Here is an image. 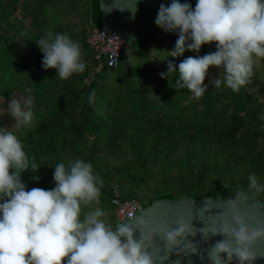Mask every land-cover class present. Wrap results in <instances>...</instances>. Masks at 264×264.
I'll use <instances>...</instances> for the list:
<instances>
[{
    "label": "trees",
    "instance_id": "1",
    "mask_svg": "<svg viewBox=\"0 0 264 264\" xmlns=\"http://www.w3.org/2000/svg\"><path fill=\"white\" fill-rule=\"evenodd\" d=\"M93 26H100L96 0H0V101L24 96L25 88L34 97L32 126L11 129L30 162L41 164L39 181L22 173L27 189L53 188V168L76 158L104 181L105 211L115 194L147 205L161 196L233 197L248 190L253 173L264 184V58L238 93L209 85L196 99L175 88L178 73L160 76L170 53L152 37L134 47L132 62L123 49L110 68L86 42ZM49 29L80 44L84 72L61 80L43 69L35 40ZM211 51L214 44L186 50L175 63ZM216 75L211 68L204 83ZM0 126H7L2 116ZM257 196L264 201V192Z\"/></svg>",
    "mask_w": 264,
    "mask_h": 264
},
{
    "label": "clouds",
    "instance_id": "2",
    "mask_svg": "<svg viewBox=\"0 0 264 264\" xmlns=\"http://www.w3.org/2000/svg\"><path fill=\"white\" fill-rule=\"evenodd\" d=\"M131 11H136V0ZM154 23L178 37L168 51L167 71L160 76L178 73L175 88L187 89L196 99L209 85L219 88L223 84L238 93L251 82L254 64L264 58V0H196L194 8L187 0H171L159 5ZM20 35L32 38L23 32ZM35 43L43 53L44 70L55 69L61 80L84 72L81 46L68 35L49 29ZM212 44L215 51L175 63L186 50L199 53L203 45ZM211 68L217 75L205 84ZM94 97L95 93L90 94V103ZM33 102L31 88H25L20 98L0 101V116L13 121L11 126H0V264H164L173 252L199 256L207 264H255L262 256L256 248L264 244V219L252 220L246 211L252 196L264 192V184L254 173L248 176L247 191L238 190L222 201L226 208L212 207L206 201L195 217L201 227L193 223L191 206L189 215L171 222L164 219L149 224L140 215L113 228L100 207L104 181L81 158L53 168V188L27 189L22 173L27 170L39 181L35 173L41 164L34 158L30 162L11 129L32 126ZM259 207L264 209V204ZM212 208L220 211L205 217ZM216 236L221 239L209 243ZM154 247L159 255H153Z\"/></svg>",
    "mask_w": 264,
    "mask_h": 264
},
{
    "label": "water",
    "instance_id": "3",
    "mask_svg": "<svg viewBox=\"0 0 264 264\" xmlns=\"http://www.w3.org/2000/svg\"><path fill=\"white\" fill-rule=\"evenodd\" d=\"M134 2L135 0H96L99 25L107 29L115 30L127 46L137 47L141 41L150 36L160 45L166 47L168 51L172 50L178 38L177 33L164 32L154 23L159 5L161 3L167 5L171 0H136V11L133 13L131 10H134ZM180 2L184 3L186 0H180ZM187 2L193 8L195 7L196 0H187ZM120 7L124 8V10H121ZM228 197L231 198L225 194L206 197L185 196L182 198L161 196L152 200L135 216H145L149 224L164 219L171 222L180 216L189 215L191 206H193V223L196 227H201L203 226L202 222L195 217L198 215V210L204 207L206 201L212 207L224 209L226 205L222 201ZM259 204H264V201L257 195L252 196V199L249 201L250 206L246 209L250 219H264V209H261ZM216 208H212L210 212L205 213V217L209 214L218 213L220 210ZM205 217L201 216V219H205ZM126 219L129 218H125L122 221ZM199 239L200 237L197 235L196 240ZM219 239L221 237L216 236L209 243H214L215 240ZM154 241L158 246L163 247L158 237H154ZM201 247H206V245L201 244ZM256 251L262 256L257 257L255 264H264V244L257 247ZM152 252L153 255H159L158 248L154 247ZM176 260H179L180 264H207V260H201L199 256H177L175 252L169 254L164 264H174Z\"/></svg>",
    "mask_w": 264,
    "mask_h": 264
},
{
    "label": "built area",
    "instance_id": "4",
    "mask_svg": "<svg viewBox=\"0 0 264 264\" xmlns=\"http://www.w3.org/2000/svg\"><path fill=\"white\" fill-rule=\"evenodd\" d=\"M86 42L95 58L103 59L110 68L118 67L121 52L126 44L115 30L93 26L86 33ZM111 205L116 221L121 222L125 218L135 216L144 208L145 203L136 198L123 199L115 194L111 199Z\"/></svg>",
    "mask_w": 264,
    "mask_h": 264
},
{
    "label": "rangeland",
    "instance_id": "5",
    "mask_svg": "<svg viewBox=\"0 0 264 264\" xmlns=\"http://www.w3.org/2000/svg\"><path fill=\"white\" fill-rule=\"evenodd\" d=\"M133 49H134V47L126 46L123 50V53L127 56V61H129V62L130 61L132 62L134 60V58H132ZM156 50H158L159 52L161 51V50H159V46H157ZM0 106H2V105H0ZM3 106L6 107L7 105L4 104ZM2 118L6 122L7 126H11V124L13 123V121L7 115H3ZM113 211H114L113 206L110 203H108L107 210H106V212L108 214L107 218H106V222L109 223L112 227H115L117 223L115 221L116 219H114Z\"/></svg>",
    "mask_w": 264,
    "mask_h": 264
}]
</instances>
